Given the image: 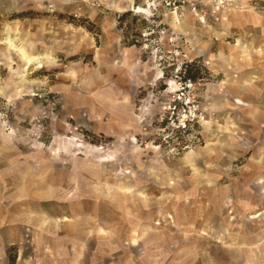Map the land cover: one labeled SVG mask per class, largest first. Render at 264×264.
<instances>
[{"label":"rangeland","instance_id":"obj_1","mask_svg":"<svg viewBox=\"0 0 264 264\" xmlns=\"http://www.w3.org/2000/svg\"><path fill=\"white\" fill-rule=\"evenodd\" d=\"M145 3L0 0V264L60 253L83 238L61 232L75 219L94 228L101 264H264V124L240 113L220 124L200 94V125L162 128V89L180 65L195 59L211 93L220 79L184 55L173 26L187 11L172 26L167 9L138 11ZM40 213L60 233L38 228Z\"/></svg>","mask_w":264,"mask_h":264},{"label":"crops","instance_id":"obj_2","mask_svg":"<svg viewBox=\"0 0 264 264\" xmlns=\"http://www.w3.org/2000/svg\"><path fill=\"white\" fill-rule=\"evenodd\" d=\"M259 5L250 4L249 0H233L224 10L210 13L203 25L198 23L194 15H188L186 12L181 14H186L183 22L173 26L172 20L176 18L173 12L169 15L171 25L175 30L182 29L183 38L188 41V44H184V55L188 50H192L194 55L189 54L188 56H203L211 74L218 75L220 79L214 84V93H211L212 90L207 91L208 86L203 88L202 85L197 91L198 95L207 97L205 108L213 113L215 121L220 124H224V120L228 117L233 120L235 116L231 114L234 113H240L235 119L244 116L247 120L252 119L254 123L264 124L262 122L264 121V2ZM123 6H130V1ZM196 33L199 46L193 50L191 40ZM237 39L251 48L249 60L241 59L239 50L244 51V49L238 48L237 44L234 45ZM220 53L226 57L230 55L232 59L223 61L220 56L217 57ZM209 59H214V66L210 67V62L207 61ZM236 97L242 99L245 105L233 106L232 101ZM212 101H217L220 106L212 108ZM222 102H227L229 105H223ZM203 125L213 127L211 121L203 122ZM95 180L99 182L98 179ZM102 187L105 188L104 185ZM102 187L96 184L91 187L90 191L100 195L103 192ZM50 191L51 189L48 188L46 192ZM63 219L67 220L66 217ZM36 222L37 227L44 232L53 234L60 233L59 231L62 230L59 223L51 219L50 215L40 213ZM74 222L75 224L71 227H63L61 232L83 231V238L76 241H65L58 247L62 248L60 253L53 250L44 251L43 256L23 262L16 257L12 264H101L102 256L97 257L93 254L94 251L90 248L94 249V245L92 246L88 240L89 236H95L94 228L87 224H80L76 219ZM97 226L99 233L106 234L102 226L99 224ZM105 246L101 241L97 245L102 249Z\"/></svg>","mask_w":264,"mask_h":264},{"label":"built area","instance_id":"obj_3","mask_svg":"<svg viewBox=\"0 0 264 264\" xmlns=\"http://www.w3.org/2000/svg\"><path fill=\"white\" fill-rule=\"evenodd\" d=\"M233 0H146L150 16L159 9H167L177 16L183 11L192 13L199 24L207 21V12L224 10ZM186 63L175 70L173 77L162 89L164 98L160 101L162 128L176 135H183L201 124L205 112L200 105L198 88L203 84L199 74L187 75Z\"/></svg>","mask_w":264,"mask_h":264},{"label":"trees","instance_id":"obj_4","mask_svg":"<svg viewBox=\"0 0 264 264\" xmlns=\"http://www.w3.org/2000/svg\"><path fill=\"white\" fill-rule=\"evenodd\" d=\"M196 64H197V63H196L195 59H194L193 61H191L190 63H187V64H186V67H187V68H186V74H187V75H193V73H194L193 71H194V70H198L197 68H196V69L193 68V70H192V67L197 66ZM13 259H14V258L10 259V260H11V261H10L11 263H13Z\"/></svg>","mask_w":264,"mask_h":264},{"label":"bare ground","instance_id":"obj_5","mask_svg":"<svg viewBox=\"0 0 264 264\" xmlns=\"http://www.w3.org/2000/svg\"><path fill=\"white\" fill-rule=\"evenodd\" d=\"M138 7H139V6H138ZM138 7H137V9H138ZM141 10H142V11H141ZM138 11H141V12H143V11H146V12H147V11H148L147 13H149V10H148L147 8L145 9V8H142V7L139 8ZM171 13H172V12H171ZM171 13H170V14H171ZM173 14H174L173 16H174V17L176 18V20L178 21L179 18H178V16L176 15V13H173ZM204 23H206L205 20H204ZM204 23H203V24H204Z\"/></svg>","mask_w":264,"mask_h":264}]
</instances>
